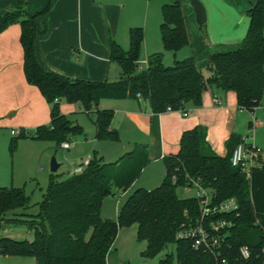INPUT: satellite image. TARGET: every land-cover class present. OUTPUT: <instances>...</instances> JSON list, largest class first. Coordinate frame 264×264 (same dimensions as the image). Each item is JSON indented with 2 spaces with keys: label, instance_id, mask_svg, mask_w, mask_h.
I'll list each match as a JSON object with an SVG mask.
<instances>
[{
  "label": "trees",
  "instance_id": "16d2710c",
  "mask_svg": "<svg viewBox=\"0 0 264 264\" xmlns=\"http://www.w3.org/2000/svg\"><path fill=\"white\" fill-rule=\"evenodd\" d=\"M26 4L27 0H20L16 10L0 13V34L12 25H20L24 73L27 82L38 88L51 105V122L31 135L19 132L12 140V151L20 139L54 142L60 148L82 134V129L62 113L63 101L81 104L88 114L95 109L97 139L115 143L120 141L119 132L112 129L115 113L98 108L106 99H144L153 113L162 114L169 108L185 110L188 104L199 108L206 92L219 89L234 92L238 106L250 113L262 105L264 0H258L249 11L250 25L243 42L236 47L222 46L210 57L207 78L193 58L175 60L167 67L160 53L150 55L146 68L140 70L145 31L142 27L131 28L128 50L114 40L109 43L110 60L122 70L116 83L71 80L45 70L36 56V39L38 21L48 14L52 3L35 15L27 12ZM162 17V46L177 55L189 46L181 0H166ZM242 143L244 138L232 135L227 142L228 154L221 157L208 143L206 127L185 132L180 151L164 159L166 176L162 184L153 190L137 189L123 205L117 221L102 218L103 201L128 192L141 176L150 163L146 147H136L112 164L95 155L82 174H52L36 216L28 213L30 198L23 189L0 188V226L29 223L35 230L32 241L0 238V256L33 257L36 264H110L120 229L137 225L139 239L148 242L143 254L148 259L173 245L181 264H222V260L229 264H264V166L253 169L248 178L232 165V154ZM194 187L208 191L215 204L235 199L239 205V215L231 217L234 225L221 254L196 251L191 241L177 238L184 225L197 222L200 216V199H181L177 193L180 188ZM244 246L251 251L249 261L240 258ZM172 263L173 256L168 255L159 264Z\"/></svg>",
  "mask_w": 264,
  "mask_h": 264
},
{
  "label": "crops",
  "instance_id": "0c3cea01",
  "mask_svg": "<svg viewBox=\"0 0 264 264\" xmlns=\"http://www.w3.org/2000/svg\"><path fill=\"white\" fill-rule=\"evenodd\" d=\"M19 1L0 0V13L16 10ZM152 1L27 0L26 9L31 15L44 11L52 3L48 14L38 21L36 56L39 63L45 70L71 80L108 82L115 64L110 60V40L116 41L125 49L128 47L129 30L132 28L128 26V31H122L120 34L121 7H125L124 3L132 2L138 5L142 12L147 9L146 42L150 14L151 22L155 20L157 23L160 10L159 5ZM200 1L207 14L206 24L202 26L197 22L190 0H181L189 37V46L182 52L184 59L193 58L205 75L210 57L222 46L236 47L243 42L250 25L248 13L258 0ZM151 22L150 36L156 28ZM177 59L178 55H175V60ZM106 100L101 101L98 108L114 111L112 129L129 139L135 148L139 146L147 148L150 163L132 185L139 186L138 189L159 187L162 184L166 176L164 159L176 155L180 151L183 134L198 126L207 128V141L213 151L221 157L227 156V142L234 134L244 139L250 137L246 144L264 150V142L258 141L246 132L245 114L250 112L238 106L234 92L210 90L204 94L201 107L188 104L185 110L167 111L162 114L153 113L149 102L144 99ZM77 107L80 112L94 116L95 124V109L88 114L81 104L61 103L62 113L69 117L77 113ZM51 109V105L40 90L27 82L24 73L21 27L18 24L12 25L0 34V129L9 130L11 133L13 131L34 133L38 127L50 124ZM262 110L264 97L261 107L250 113L258 115L260 127L264 126ZM183 113H187L188 116L185 117ZM83 165L85 164H81ZM73 172L69 175H73Z\"/></svg>",
  "mask_w": 264,
  "mask_h": 264
},
{
  "label": "rangeland",
  "instance_id": "374dc122",
  "mask_svg": "<svg viewBox=\"0 0 264 264\" xmlns=\"http://www.w3.org/2000/svg\"><path fill=\"white\" fill-rule=\"evenodd\" d=\"M152 2L159 5L160 10L158 12L157 23L155 20L151 22L150 14L148 41L146 40L141 55V70L146 68L148 56L157 54L156 52L164 55L163 61L165 66H173L175 63V54L161 48L160 27L163 21L162 6L166 3V0H153ZM124 4L125 7H121L120 34L122 31L127 32L128 26H131L132 28L142 27L145 29L144 31H146L147 9L142 12L138 5L132 2ZM150 22L151 24L156 25L151 36ZM126 36L127 35L125 34V37ZM129 48L130 35H128V47H126L125 50H128ZM157 49H160L161 51H154ZM184 50H186V48L178 52L177 60H184V52H182ZM121 73L122 70L120 65L115 63L108 82L114 83L119 81ZM204 76L206 78L209 76L208 71L205 72ZM77 108V113L72 115L70 119L76 123L83 132L69 141L72 144V147L69 150H64L61 147L57 148V145L54 142L37 141L27 138L17 140L14 151H12V140L18 135H13L9 130L0 129V188L23 189L26 195L30 198L31 204L28 213L31 216L39 214L40 204L44 200L45 193L50 183L52 161L54 158L57 160L58 164L61 165L58 173L64 174V177H67L73 172V169L80 167L83 163L86 164V162L92 160L95 155L103 158L106 163L112 164L135 149L132 142L120 133V141L117 143L98 140L94 124L95 117L88 116L84 112H80L79 107ZM262 113H264V110H262ZM245 115L246 132L249 136L255 137L260 142H264V126L260 127V123L255 124L254 122V118H257L258 115L250 113ZM28 134L31 135L32 133ZM245 138L246 140L250 139V137ZM138 187L139 186L134 185L128 192H120L119 194H117L118 191L115 190L114 192L117 195L106 197L102 206V218L105 220L117 221L123 205ZM144 188L147 190H153L157 187ZM177 193L181 199L197 198L199 196V190L196 187L189 189L180 188ZM2 237L32 241L35 237V230L29 223H5L0 226V238ZM147 248L148 242L141 240L138 237L137 225L121 228L115 241L114 248L110 254V264H159L160 261L165 259L168 255L173 256L172 264H181L177 259V253L175 246L173 245L168 246V248L157 257L150 259L145 258L143 255ZM0 264L36 263L33 257L0 256Z\"/></svg>",
  "mask_w": 264,
  "mask_h": 264
},
{
  "label": "built area",
  "instance_id": "2783aa9c",
  "mask_svg": "<svg viewBox=\"0 0 264 264\" xmlns=\"http://www.w3.org/2000/svg\"><path fill=\"white\" fill-rule=\"evenodd\" d=\"M172 112V109H168ZM186 117L187 113H183ZM255 124L259 123V119L254 118ZM13 135L19 132L13 131ZM72 144L67 141L61 145L64 150L71 149ZM231 163L234 167L239 168L249 178L251 171L264 166V150L254 145L244 143L240 144L233 152ZM78 167L73 174H82L85 166ZM200 199V216L197 222H190L184 225L177 238L180 240H189L192 247L196 251H203L208 254H221L226 238L229 235V229L234 223L231 217L239 215V205L235 199L225 201L221 204L213 203L212 196L208 191L199 189ZM252 257L249 247L244 246L240 249V258L242 261H249ZM222 264H229L227 260H222Z\"/></svg>",
  "mask_w": 264,
  "mask_h": 264
},
{
  "label": "water",
  "instance_id": "95a60500",
  "mask_svg": "<svg viewBox=\"0 0 264 264\" xmlns=\"http://www.w3.org/2000/svg\"><path fill=\"white\" fill-rule=\"evenodd\" d=\"M190 2L196 13L198 24L200 26L206 24L207 14L203 3L200 0H190ZM59 168H60V164H58L57 160L54 158L52 161V168H51L52 173L56 174L59 171Z\"/></svg>",
  "mask_w": 264,
  "mask_h": 264
}]
</instances>
